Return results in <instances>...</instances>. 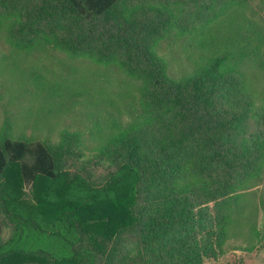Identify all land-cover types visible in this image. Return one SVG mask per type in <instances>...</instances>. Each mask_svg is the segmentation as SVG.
<instances>
[{"label":"trees","instance_id":"1","mask_svg":"<svg viewBox=\"0 0 264 264\" xmlns=\"http://www.w3.org/2000/svg\"><path fill=\"white\" fill-rule=\"evenodd\" d=\"M172 1L0 0L15 17L10 45L50 39L71 55L115 63L144 82L154 114L151 126L117 130L99 160H84L74 133L57 144L4 133L0 209L14 227L0 264H204L223 255L227 202L264 159V109L239 71L260 43L241 20V0H176L220 2L228 33L221 48L203 44L191 75L170 78L154 42L174 23ZM188 171L215 181L191 180Z\"/></svg>","mask_w":264,"mask_h":264},{"label":"rangeland","instance_id":"2","mask_svg":"<svg viewBox=\"0 0 264 264\" xmlns=\"http://www.w3.org/2000/svg\"><path fill=\"white\" fill-rule=\"evenodd\" d=\"M215 4L200 8L172 1L174 23L154 42V51L170 78L191 75L207 53V42L215 40L220 48L227 42L228 30L222 24L227 13L219 10L220 2ZM241 4L245 17L241 20L257 31L254 39L260 45L239 71L245 89L264 109V0H241ZM14 19L0 6V139L7 133L19 141L57 144L63 133H74L84 160H99L98 154L117 130L152 125L154 114L142 97V80L115 63L66 53L50 39L40 40L31 49L15 48L7 41ZM105 165L99 161L94 170L102 172ZM187 178L203 184L215 181L190 171ZM23 199L30 200L29 188L24 189ZM263 202L264 159L255 177L227 202L224 218L231 224L221 245L223 255L204 264H264ZM206 203L210 205L211 200ZM13 227L12 215L0 209V245L11 237Z\"/></svg>","mask_w":264,"mask_h":264}]
</instances>
